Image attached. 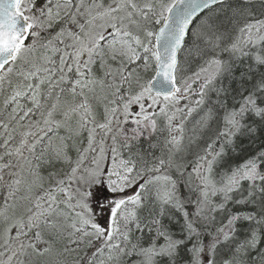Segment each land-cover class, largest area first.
Here are the masks:
<instances>
[{
    "label": "snow or ice",
    "instance_id": "obj_1",
    "mask_svg": "<svg viewBox=\"0 0 264 264\" xmlns=\"http://www.w3.org/2000/svg\"><path fill=\"white\" fill-rule=\"evenodd\" d=\"M0 264H264V0H0Z\"/></svg>",
    "mask_w": 264,
    "mask_h": 264
}]
</instances>
